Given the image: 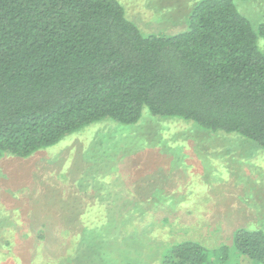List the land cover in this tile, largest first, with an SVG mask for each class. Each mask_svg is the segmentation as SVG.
I'll return each instance as SVG.
<instances>
[{
  "label": "trees",
  "instance_id": "trees-1",
  "mask_svg": "<svg viewBox=\"0 0 264 264\" xmlns=\"http://www.w3.org/2000/svg\"><path fill=\"white\" fill-rule=\"evenodd\" d=\"M187 20L175 35L144 36L118 0H0V154L26 158L105 118L132 125L144 109L264 150V22L254 30L232 0H198ZM67 213L58 227L76 241L81 264V256L96 264L130 253L118 247L115 223L94 222L98 212L89 225L92 211ZM43 227L35 241L59 246L62 233ZM232 249L264 264V232L234 231ZM163 263L230 264V256L223 246L210 258L189 240L167 249Z\"/></svg>",
  "mask_w": 264,
  "mask_h": 264
},
{
  "label": "rangeland",
  "instance_id": "rangeland-1",
  "mask_svg": "<svg viewBox=\"0 0 264 264\" xmlns=\"http://www.w3.org/2000/svg\"><path fill=\"white\" fill-rule=\"evenodd\" d=\"M118 1L142 35L167 36L187 28L198 0ZM232 1L257 30L264 0ZM258 46L264 52L259 36ZM79 210L92 211L87 225L93 212L94 222L115 223L118 247L130 249L96 264H164L167 249L189 240L210 258L226 246L230 264H250L235 255L232 234L264 232V150L238 134L144 109L132 125L105 118L26 158L0 154V264H81L76 241L58 227L59 217ZM45 224L62 233L59 246L35 241Z\"/></svg>",
  "mask_w": 264,
  "mask_h": 264
}]
</instances>
